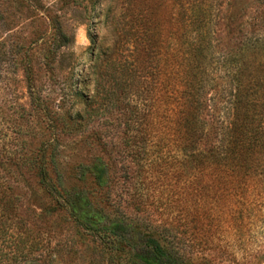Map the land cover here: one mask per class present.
<instances>
[{
	"label": "rangeland",
	"instance_id": "rangeland-1",
	"mask_svg": "<svg viewBox=\"0 0 264 264\" xmlns=\"http://www.w3.org/2000/svg\"><path fill=\"white\" fill-rule=\"evenodd\" d=\"M202 1L218 118V60L242 40L264 46V0ZM175 14L173 0H0V264H105L41 186L40 164L62 198L149 221L195 264H262L264 197L215 203L201 172L176 163Z\"/></svg>",
	"mask_w": 264,
	"mask_h": 264
},
{
	"label": "trees",
	"instance_id": "trees-1",
	"mask_svg": "<svg viewBox=\"0 0 264 264\" xmlns=\"http://www.w3.org/2000/svg\"><path fill=\"white\" fill-rule=\"evenodd\" d=\"M173 1V130L183 156L176 163L180 169L201 172L197 181L204 177L206 197L215 203L264 197V46L258 45V39L242 40L236 53H224L218 60L224 69L226 88L219 95L223 102L222 111L217 113L222 115L215 118L208 104L211 97L207 90L215 77L206 69L210 30L205 5L202 0ZM138 25L145 26L137 35L138 39L145 37L141 50L147 55L151 34L146 35L147 24L142 19ZM166 68L162 66L160 71ZM37 169L41 186L92 238L94 253L104 258L105 264H195L178 252L167 230L159 231L140 218L115 214L102 205L107 203L103 199L93 204L87 201L79 208L77 201L61 197L42 164ZM91 169L95 184L104 186L105 165L94 163ZM211 220L207 217L205 225H211ZM2 227L0 233L5 231Z\"/></svg>",
	"mask_w": 264,
	"mask_h": 264
}]
</instances>
